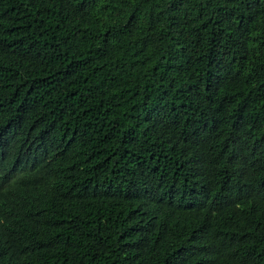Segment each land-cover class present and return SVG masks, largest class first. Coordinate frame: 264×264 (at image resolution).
<instances>
[{"label": "trees", "instance_id": "trees-1", "mask_svg": "<svg viewBox=\"0 0 264 264\" xmlns=\"http://www.w3.org/2000/svg\"><path fill=\"white\" fill-rule=\"evenodd\" d=\"M0 264H264V0H0Z\"/></svg>", "mask_w": 264, "mask_h": 264}, {"label": "clouds", "instance_id": "clouds-1", "mask_svg": "<svg viewBox=\"0 0 264 264\" xmlns=\"http://www.w3.org/2000/svg\"><path fill=\"white\" fill-rule=\"evenodd\" d=\"M189 181H190V178L188 179V182H189ZM188 182H187V183H188ZM240 195H241L243 198H246V196H245L244 194H243V195L240 194ZM258 197H259V196H258ZM258 197H256V198H258Z\"/></svg>", "mask_w": 264, "mask_h": 264}]
</instances>
